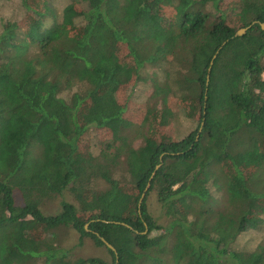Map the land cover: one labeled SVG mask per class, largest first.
Instances as JSON below:
<instances>
[{"label":"trees","instance_id":"trees-1","mask_svg":"<svg viewBox=\"0 0 264 264\" xmlns=\"http://www.w3.org/2000/svg\"><path fill=\"white\" fill-rule=\"evenodd\" d=\"M67 1L58 16L51 0H21L0 31V264H264V241L237 247L264 212V0ZM147 65L161 77L134 147L121 96ZM178 114L198 126L170 137ZM91 126L108 135L98 155L84 147ZM64 190L78 204L43 214ZM60 226L78 246L105 238L111 263L70 259Z\"/></svg>","mask_w":264,"mask_h":264},{"label":"rangeland","instance_id":"rangeland-1","mask_svg":"<svg viewBox=\"0 0 264 264\" xmlns=\"http://www.w3.org/2000/svg\"><path fill=\"white\" fill-rule=\"evenodd\" d=\"M21 0H0V31L2 25L6 21L17 20L20 19L23 15V8L21 6ZM238 0H226L225 7L228 9H237ZM52 5L56 9L58 16L61 15V11L64 6L68 3L67 0H51ZM224 7V8H225ZM211 11H213L210 8ZM145 80H141L138 82L136 86L127 90L123 96H121L122 100L125 99L129 101L127 111L125 112V116L129 119L134 126H130L127 130V133L131 137L132 145L134 147L143 145L145 143L144 135L147 131V126L137 127L139 125V121L143 119L145 114V106L153 104V100L151 99V95L153 92L152 87V79L154 77H161V70L147 65L142 72ZM76 88L65 91L62 93L63 97L70 96L71 92ZM163 107L162 103L157 104V118L158 114H160V109ZM173 111L177 110L176 106H170ZM175 114V113H174ZM171 119L170 129L167 134L170 137L181 138L188 134L190 131H193L198 126L199 114L194 112V118H188L187 116H183L181 114L176 115ZM166 134V128H160L157 140L163 139ZM88 137L84 139V147L88 152L93 155H98L100 148H102L104 141L107 138V134L102 130L98 129L94 126H91L87 132ZM125 171H118L116 177H120L124 174ZM93 187L100 189L107 187V184L99 179L93 182ZM16 202L21 204V196L19 192H15ZM65 200L67 202H71L77 205V201L73 198L72 194L68 190H64L62 195H58L53 199L47 200L43 206L41 207V211L45 215L56 214L59 212L61 208V202ZM149 207L154 211V216L160 223L165 224L167 218L163 215L161 210L158 208L154 193L152 192L148 198ZM262 223L256 229L248 230L242 233L237 240V247L242 250H252L254 249L258 243L264 241V212L261 214ZM55 236L56 245L59 248L68 249L70 259L76 258H90L96 257L101 258L105 263H111V255L109 254L107 248L105 246H97L94 241L88 237L84 239L83 245H77L78 233L71 228L70 226H60L51 230Z\"/></svg>","mask_w":264,"mask_h":264},{"label":"water","instance_id":"water-1","mask_svg":"<svg viewBox=\"0 0 264 264\" xmlns=\"http://www.w3.org/2000/svg\"><path fill=\"white\" fill-rule=\"evenodd\" d=\"M252 24H253V23H252ZM252 24H251V25H252ZM251 25L246 26V27H241V28L237 29V30L235 31V33L233 34L232 38L237 37V36H242V35H244V34L246 33V31L250 28ZM261 27L264 28V24H263V23H261ZM225 43H226V41H224V42L222 43V45L219 47V49H220ZM219 49H218V50H219ZM218 50H217L216 53L213 55V58H212V61H211L210 64H212L213 59L216 57V54H217ZM209 71H210V67H209ZM201 125H202V123H201ZM200 128H201V127H200ZM158 167H159V165L156 166V169H157ZM153 174H154V172L152 173V175H153ZM149 183H150V182H149ZM149 183H148L147 187L145 188V190L143 191V193L141 194V197H140V199H139V205H140V203L142 202V199H143L144 196H145V192H146V190L148 189ZM99 237H100V239L102 240V242L104 243V245H105L107 248H109V249H111V250H113V251L115 252V248H114V247H113L108 241H106L105 238H103V237H101V236H99ZM87 264H89V263H87Z\"/></svg>","mask_w":264,"mask_h":264}]
</instances>
